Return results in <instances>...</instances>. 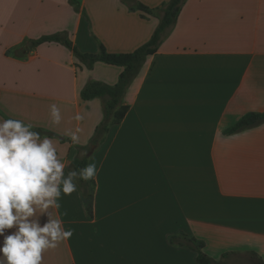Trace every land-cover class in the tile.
Returning a JSON list of instances; mask_svg holds the SVG:
<instances>
[{"label":"crops","instance_id":"0c3cea01","mask_svg":"<svg viewBox=\"0 0 264 264\" xmlns=\"http://www.w3.org/2000/svg\"><path fill=\"white\" fill-rule=\"evenodd\" d=\"M77 2L79 11L68 0H0V31L9 37L0 41V116L54 134L47 137L67 165L76 145L90 146L103 117L102 100H82L80 90L90 80L114 84L123 68L97 61L88 69L57 42L19 54L24 31L48 27L66 31L82 52L97 53L101 43L128 53L151 37L160 16H142L122 0ZM51 104L61 110L59 125L50 121ZM122 104L123 119L88 157L99 169L91 214L78 187L62 196L64 227L74 234L43 264H199L195 251L169 242L180 233L203 241L220 264L245 259L222 258L232 252L254 251L264 261V122L224 132L247 112L264 114V0H184ZM77 113L80 122L71 119ZM76 127L73 144L65 131Z\"/></svg>","mask_w":264,"mask_h":264},{"label":"clouds","instance_id":"9594fccd","mask_svg":"<svg viewBox=\"0 0 264 264\" xmlns=\"http://www.w3.org/2000/svg\"><path fill=\"white\" fill-rule=\"evenodd\" d=\"M49 117L53 125L61 123L56 104L49 106ZM71 119L80 122L84 116ZM81 132L76 127L65 135L78 144ZM67 166L53 138L42 136L31 123L0 116V264H43L46 252L73 236L74 229L64 227L62 216L68 212L60 213V200L75 192L79 181H95L99 169L93 162L66 175ZM41 216L47 217L42 226ZM9 229L14 231L5 234Z\"/></svg>","mask_w":264,"mask_h":264},{"label":"trees","instance_id":"16d2710c","mask_svg":"<svg viewBox=\"0 0 264 264\" xmlns=\"http://www.w3.org/2000/svg\"><path fill=\"white\" fill-rule=\"evenodd\" d=\"M129 9L138 10L144 15H156L160 13L159 22L154 29L151 37L137 47L134 51L128 53H110L107 52L104 46L99 43L97 53L82 52L68 37L66 31H58L52 34H45L36 39L29 41L27 46L19 51L28 52L33 50L39 44L45 42H57L66 46L77 60L82 63L86 68H92L93 64L97 61L121 66L122 72L118 76L115 84L109 85L101 81L90 80L80 90L79 95L82 100H90L93 98H100L103 102V117L102 120L96 125L93 135L90 139V146H97L104 140V136L109 130L110 126L119 123L128 106L122 104V99L131 85L134 78L139 73L142 65L144 64L147 56L153 54L162 38L168 33L175 23V18L184 0H168L157 7H149L137 0H122ZM76 11L80 10L79 4L75 0H69ZM7 119V117H6ZM264 122V114L256 112H247L233 125L225 129V133L231 134L246 128L253 127ZM35 131L41 133L42 136H54L51 132L34 128ZM59 137V136H58ZM61 140L62 137H59ZM90 146L76 145L77 155L69 162L68 170L83 168L87 165L88 157L91 153ZM86 152L87 156L81 158L80 153ZM94 181H79L78 189L80 191L86 211L91 214L92 208V189ZM169 242L176 246H185L196 252V261L199 264H220L213 258L208 256L204 251V242L198 240L194 236L180 233L178 235H170ZM231 254L244 256V260H239L238 264H264L263 259L254 251H247L244 253L232 252L223 253L222 258H228Z\"/></svg>","mask_w":264,"mask_h":264},{"label":"rangeland","instance_id":"374dc122","mask_svg":"<svg viewBox=\"0 0 264 264\" xmlns=\"http://www.w3.org/2000/svg\"><path fill=\"white\" fill-rule=\"evenodd\" d=\"M69 1V0H68ZM75 1H77V0H75ZM70 3V2H69ZM71 4V3H70ZM75 10V9H74ZM15 30V29H14ZM24 33H25V35H26V37H25V39H24V41H23V44H22V46H24L25 44H28L29 43V41L30 40H32V39H36V38H38V37H40V36H42V35H45V34H52V33H55V32H49L48 31V27H43L42 29H37L35 32H33L32 33V31H29V32H27V31H24ZM70 38V37H69ZM9 39V37H8V32H6L5 30H2V31H0V41H7ZM102 65H104V64H102ZM117 80H118V76H117ZM117 80H116V82H117ZM97 81V80H96ZM115 82V83H116ZM114 83V84H115ZM113 85V84H112ZM93 146V145H92ZM92 146L90 147V150H92Z\"/></svg>","mask_w":264,"mask_h":264},{"label":"water","instance_id":"95a60500","mask_svg":"<svg viewBox=\"0 0 264 264\" xmlns=\"http://www.w3.org/2000/svg\"><path fill=\"white\" fill-rule=\"evenodd\" d=\"M94 149V146H92V150Z\"/></svg>","mask_w":264,"mask_h":264}]
</instances>
